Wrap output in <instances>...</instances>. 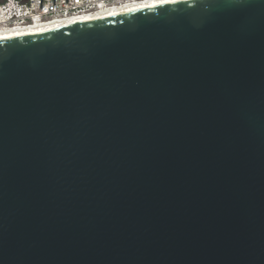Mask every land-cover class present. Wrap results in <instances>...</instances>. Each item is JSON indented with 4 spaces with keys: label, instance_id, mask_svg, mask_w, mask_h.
<instances>
[{
    "label": "water",
    "instance_id": "water-1",
    "mask_svg": "<svg viewBox=\"0 0 264 264\" xmlns=\"http://www.w3.org/2000/svg\"><path fill=\"white\" fill-rule=\"evenodd\" d=\"M0 264H264V0L0 40Z\"/></svg>",
    "mask_w": 264,
    "mask_h": 264
},
{
    "label": "built area",
    "instance_id": "built-area-1",
    "mask_svg": "<svg viewBox=\"0 0 264 264\" xmlns=\"http://www.w3.org/2000/svg\"><path fill=\"white\" fill-rule=\"evenodd\" d=\"M135 0H0V29H12L35 23H50L78 14H92L102 7Z\"/></svg>",
    "mask_w": 264,
    "mask_h": 264
},
{
    "label": "bare ground",
    "instance_id": "bare-ground-1",
    "mask_svg": "<svg viewBox=\"0 0 264 264\" xmlns=\"http://www.w3.org/2000/svg\"><path fill=\"white\" fill-rule=\"evenodd\" d=\"M186 1V0H135L134 2L114 6L111 8L102 7L97 12L92 14H78L72 17H66L64 19L56 20L50 23H35L27 26H19L12 29H0V40L19 37L29 34H35L40 32H48L69 25L95 20L105 19L116 15H122L132 11L147 9L159 5H165L169 3Z\"/></svg>",
    "mask_w": 264,
    "mask_h": 264
}]
</instances>
